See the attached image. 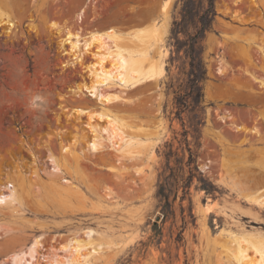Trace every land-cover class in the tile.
<instances>
[{
	"label": "rangeland",
	"instance_id": "rangeland-1",
	"mask_svg": "<svg viewBox=\"0 0 264 264\" xmlns=\"http://www.w3.org/2000/svg\"><path fill=\"white\" fill-rule=\"evenodd\" d=\"M163 1L0 0V20L14 23L10 32L7 25L0 26V187L18 178L25 184L21 211L0 207V264H13L14 254L26 250L37 234L44 236L43 248L34 252L33 264L67 259L69 251L60 247L71 231L85 226L115 239H132L123 248H112L103 264L128 259L130 264H234L214 236L222 230L217 241L224 242L243 230L264 234V209L245 200L248 194L264 193V0H216L213 29L204 39L205 124L197 164L221 193L211 197L192 184L194 223L185 227L182 244L174 243L175 228L166 222L159 244L142 245L152 233V224L162 220L154 221L160 213L157 181L165 142L180 130L179 122L171 119L173 89L184 66L170 37L176 0H170L164 75L157 84L126 90L130 102L109 106L126 122L128 134L155 141L153 153L143 149L129 158L103 130L105 121L95 119L89 125L87 114L73 111L98 110L100 103L90 95L74 93L90 78L78 63L71 64L69 44L61 43L63 33L57 30L115 27L133 32L159 18ZM90 61L91 54L85 53V64ZM92 137L102 142L101 150L85 147L83 140ZM73 141L79 144L63 158L62 146ZM133 147L142 149L136 143ZM47 150L57 156L60 169L50 164ZM50 178L58 182L66 178L76 187L62 193L51 186ZM222 179L238 189L233 191ZM211 202L218 207L203 213V204ZM175 206L179 224L178 200ZM247 254L252 261L258 258L252 250Z\"/></svg>",
	"mask_w": 264,
	"mask_h": 264
},
{
	"label": "bare ground",
	"instance_id": "bare-ground-1",
	"mask_svg": "<svg viewBox=\"0 0 264 264\" xmlns=\"http://www.w3.org/2000/svg\"><path fill=\"white\" fill-rule=\"evenodd\" d=\"M170 2V0L162 2L158 19L151 20L141 28L134 29L133 32H125L115 27H108L102 31L87 30L85 32H82V27L74 31L69 28L63 31L61 29L57 30L58 34L63 33L60 39L61 43L69 44V53L73 56L71 64L74 66L78 63L83 71L88 72L90 78V82L77 86L74 93L76 96L90 95L100 103L98 110L90 111L87 108H75L73 111H77L78 114H87L89 125L95 119L105 121L106 124L102 126L103 130L108 133L109 138L115 139L117 149L120 148L121 153H125L129 158H134V156L143 153V149L146 150L145 153L152 154L155 141L149 139V141H142L140 137L128 134L127 129L129 128L126 122L113 112L109 106L130 102L131 99L126 96V90L136 88L147 82L157 84L164 75V58L167 53L164 38L168 26ZM83 12L82 9L79 14ZM4 24L7 25V32H10L11 28L14 27L12 21L0 20V26ZM153 51L156 52V56H152ZM85 53H90L93 61L85 64ZM115 86L119 89L113 90ZM83 142L86 143L85 147L87 149L95 152L101 150L103 146L97 137H92L88 141L85 139ZM133 143H136L142 149L136 150ZM78 144L73 141L70 145H63L61 148L62 157L64 158L66 154L72 155L75 150L72 148ZM82 149L83 147H80L81 151H83ZM47 151V159L50 164L54 168L60 169L61 163L57 156L50 150ZM63 179L58 182L50 178L51 186L62 193H70L76 186L71 180ZM221 182L233 191L238 189L231 182L223 181V179ZM23 183V178H18L15 181H7L1 185L0 207H16L20 210V207L23 206L22 191L25 185ZM245 200L264 209V193L261 191L246 195ZM216 206L218 207L215 202L204 203L202 211L203 213L210 212ZM205 234H207V238L210 237L208 231H205ZM222 234V230H220L213 239L216 245L221 246V250L224 251L223 254L227 256L228 261L234 264H264V234L243 230L239 235H230L231 238L229 236V239L227 238L224 242L217 241V238ZM42 237H44L42 234L33 235L27 247L25 246L26 250L21 249L23 251L20 250V253L12 255V263L33 264L34 252H38L39 249L43 248ZM131 241L132 239L124 236L117 239L105 236L97 227H81L78 230L71 231L66 243L60 247V250L69 251L70 256L61 260H59L60 258L58 260L57 258H49L48 264H103L112 248H123ZM249 250H252L254 255H258L255 261H252V258L248 256ZM218 255L219 258L223 257L220 254ZM34 261L36 262L35 259Z\"/></svg>",
	"mask_w": 264,
	"mask_h": 264
},
{
	"label": "trees",
	"instance_id": "trees-1",
	"mask_svg": "<svg viewBox=\"0 0 264 264\" xmlns=\"http://www.w3.org/2000/svg\"><path fill=\"white\" fill-rule=\"evenodd\" d=\"M216 0H176L177 13L174 16L170 37L173 39L177 57H183L182 76L177 78L173 89V115L180 124L171 140L165 142L164 163L157 181L156 197L162 215L160 223L152 224V233L143 246L159 244L163 237V225L170 223L175 228L174 243L184 242L183 231L188 223H194L190 187L203 190L211 197L221 189L199 169L197 158L202 145V129L205 124L203 83L207 79L204 62V39L213 29ZM180 53H182L180 55ZM172 87V84L170 85ZM174 141L177 142L175 146ZM197 179V182L194 181ZM188 199V204L183 201ZM178 200L179 220L177 224L176 201ZM130 259L119 264H130ZM185 264L187 262L185 261Z\"/></svg>",
	"mask_w": 264,
	"mask_h": 264
},
{
	"label": "water",
	"instance_id": "water-1",
	"mask_svg": "<svg viewBox=\"0 0 264 264\" xmlns=\"http://www.w3.org/2000/svg\"><path fill=\"white\" fill-rule=\"evenodd\" d=\"M162 219V215L160 213H157L155 216H154V221H160Z\"/></svg>",
	"mask_w": 264,
	"mask_h": 264
}]
</instances>
